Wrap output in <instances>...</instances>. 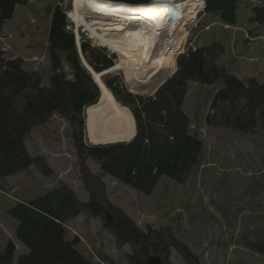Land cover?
Listing matches in <instances>:
<instances>
[{
    "label": "rangeland",
    "instance_id": "obj_1",
    "mask_svg": "<svg viewBox=\"0 0 264 264\" xmlns=\"http://www.w3.org/2000/svg\"><path fill=\"white\" fill-rule=\"evenodd\" d=\"M72 6L73 0H29L27 5H17L13 18L0 31L2 60H22V70L36 73L41 86L50 87L54 71L48 39L53 14L60 8L77 51L89 42L115 66L117 55L95 45L70 19ZM257 7H264V0H239L234 26L202 9L196 22L188 25L186 43L175 55L177 68L167 81L183 67L188 73L191 66L202 67L201 79L190 77L184 88H178L184 93L181 109L189 117V132L204 145L198 164L183 183L162 177L151 195L138 193L102 173L96 161L75 149L79 122L85 146L114 145L90 141L87 111L92 107L76 118L55 113L47 122L32 125L26 137L35 164L0 179V250L12 244L14 261L27 252L16 238L19 222L8 214L10 208L65 186L80 203L87 204L92 197L98 201L100 216L82 213L65 225L66 240L78 238L77 250L91 264L104 259L108 262L101 264H129L131 256L145 264L154 255L164 264H264V127L257 122L252 132L232 129V113L246 112L245 102L233 106L216 97L224 87L217 79L219 72L244 84L250 78L264 83V25L251 22ZM58 59V73L73 80L65 56L59 54ZM114 68L101 72L106 74L104 82L114 79L116 86L130 94L152 96L132 93L124 75L111 72ZM31 93L32 89H26L16 99L20 112L24 96ZM119 143L127 142L115 144ZM105 210L117 218L115 232L104 225Z\"/></svg>",
    "mask_w": 264,
    "mask_h": 264
},
{
    "label": "trees",
    "instance_id": "obj_2",
    "mask_svg": "<svg viewBox=\"0 0 264 264\" xmlns=\"http://www.w3.org/2000/svg\"><path fill=\"white\" fill-rule=\"evenodd\" d=\"M28 1L0 0V31L6 21L13 18L15 7L27 5ZM238 2L239 0H206L205 13L217 14L223 24L234 26ZM251 22L264 25V7L253 9ZM67 27L69 22L65 12L57 8L52 17L48 39L54 71L48 88L41 86L39 75L22 70V60H2L4 53L0 50L2 180L35 164L25 145L32 125L47 122L55 113L64 117L80 115L98 102L100 92L89 72L82 66L74 34ZM81 50L89 66L96 72L94 74L114 65L112 59L89 42L82 43ZM59 54L65 56L70 66L73 73L71 81L58 73ZM200 71L202 67L197 65L190 67V73L185 67L181 68L151 97L130 94L116 86L114 79L105 81L116 100L131 110L136 135L127 143L85 146L82 141L83 124L79 122V133L74 136L75 149L85 158L96 161L102 173L140 194L151 195L162 177L183 183L198 164L204 145L196 135L189 132V117L181 109L184 93L178 88H184V83L190 77L201 79L198 76ZM219 73L217 79L223 81L224 87L216 97L233 106L243 100L245 110L247 109L246 112L232 113L230 127L243 132H252L258 126L257 122L264 127V83L250 78L244 84L235 77ZM34 77L37 80L32 83ZM29 88L33 93L24 96L20 112L16 107V99ZM99 209L96 198L92 197L87 204L80 203L65 186L29 203H17L9 209L8 214L19 222L15 235L27 252L14 261L15 249L8 243L4 250H0V264H91L77 250L78 238L66 240L65 225L82 213L90 212L93 216H100ZM124 239L127 240L126 237ZM187 256L192 257L190 253ZM107 262L104 259L102 263ZM129 264L144 263L131 256Z\"/></svg>",
    "mask_w": 264,
    "mask_h": 264
},
{
    "label": "bare ground",
    "instance_id": "obj_3",
    "mask_svg": "<svg viewBox=\"0 0 264 264\" xmlns=\"http://www.w3.org/2000/svg\"><path fill=\"white\" fill-rule=\"evenodd\" d=\"M112 1L73 0L70 19L95 45L117 55L111 72H121L132 93L153 94L175 73V55L186 43L187 27L196 22L205 2L150 0L148 5L133 6ZM105 75L94 74L101 99L87 111L89 139L102 145L129 142L136 135L134 117L105 86Z\"/></svg>",
    "mask_w": 264,
    "mask_h": 264
},
{
    "label": "water",
    "instance_id": "obj_4",
    "mask_svg": "<svg viewBox=\"0 0 264 264\" xmlns=\"http://www.w3.org/2000/svg\"><path fill=\"white\" fill-rule=\"evenodd\" d=\"M112 2H117V3H125V4H131V5H148L150 4V0H113ZM79 48V46H78ZM79 55H80V59H81V63L82 65L89 71V73L92 76L93 82L96 85V87L99 89L100 91V96H101V89L100 86L98 84V82L95 80L94 78V70L88 65V63L85 61V59L83 58L82 52L79 49ZM113 68V67H112ZM112 68L103 71L104 72H110L109 70H111ZM167 82V79L158 87V89L156 90V92L154 94H150V95H155L157 93V91ZM106 86V85H105ZM101 99V97H100ZM99 99V102H100ZM98 102V103H99ZM103 221H104V225L107 226L111 231L115 232L116 230H118V221L117 218L109 211V210H105L103 212ZM145 264H164L163 261L161 260V258L157 255L154 256H150L146 259Z\"/></svg>",
    "mask_w": 264,
    "mask_h": 264
}]
</instances>
